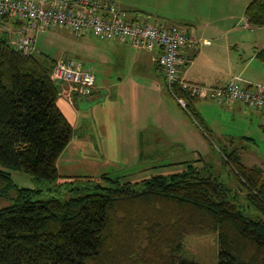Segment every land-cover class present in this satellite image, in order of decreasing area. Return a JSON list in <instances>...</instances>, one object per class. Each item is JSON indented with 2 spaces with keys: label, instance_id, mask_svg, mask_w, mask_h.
Instances as JSON below:
<instances>
[{
  "label": "trees",
  "instance_id": "16d2710c",
  "mask_svg": "<svg viewBox=\"0 0 264 264\" xmlns=\"http://www.w3.org/2000/svg\"><path fill=\"white\" fill-rule=\"evenodd\" d=\"M245 17L264 28V0L251 1ZM13 40L0 36V202L8 203L0 264H198L178 253L186 237L213 233L217 264H264V173L244 166L236 150L222 151L223 161L247 190V209L218 176L191 167L138 183L109 174L100 177L105 185L62 181L57 163L74 128L57 104L56 61L23 56ZM256 57L264 64V49ZM187 112L195 119L189 103ZM17 171L47 188L20 187Z\"/></svg>",
  "mask_w": 264,
  "mask_h": 264
},
{
  "label": "rangeland",
  "instance_id": "374dc122",
  "mask_svg": "<svg viewBox=\"0 0 264 264\" xmlns=\"http://www.w3.org/2000/svg\"><path fill=\"white\" fill-rule=\"evenodd\" d=\"M109 1L126 11L129 19L142 23H144L147 17L145 13L140 12L138 7L149 4L154 5V9L156 10L155 15L153 19L147 22L152 25L157 24V26H184L191 22L195 24L208 21H226L230 25L232 23L237 24L241 32L236 33L235 36L243 40L251 39L254 32L258 29L255 28L253 31H250L243 28V25L247 23L245 10L253 0ZM47 32L57 33L63 37L70 38L72 42L78 43V45L75 44L74 46L68 41L52 37L49 40L47 51L45 45L41 42L42 37L39 34L36 40L37 53L50 54L54 57L56 53H62L63 55L67 54L70 59L84 62L86 68L92 70L96 76L97 87L103 88L101 92L106 91L108 93V90L105 88H110L112 96L117 95L116 98L109 96L105 101L98 103L90 111L82 114L80 124L74 131L70 146L66 149L61 159V175L98 177L93 178V183L105 185L103 179L101 181L99 177L109 174L112 177L122 178L123 183H138L153 176L154 173L149 172L156 167L167 166L173 162L197 160L198 156L192 152V149L183 154L171 151L170 153L172 154L165 157L155 156V158H149L150 156L146 154L143 161L139 160L137 143L134 138H138V133L145 130V125L149 127L151 120L139 126V121L136 122L134 112L136 110L143 111L145 101L142 96H149L150 91H142L140 93L141 97H138L135 78L137 71L141 72L149 68V63L151 64V62L148 59V53L140 52L142 57L136 56L134 53L138 52L130 48V46L119 44L115 40H107L95 36L77 39L67 29L52 28ZM0 34L2 36L7 34V32L2 30ZM46 36L44 35V37ZM231 38L232 36L228 37V39ZM237 53L245 56L248 55V51L245 52L242 46ZM108 55H110V59H108ZM117 83L122 84L119 87H112ZM170 97L166 96V99H168L170 107L172 106L173 114L180 116L178 111L179 106L177 107L175 102L169 100ZM172 97L171 99H173ZM213 101H205L198 104L201 115L212 130L210 134L206 133L200 123L191 116L187 115L186 118L190 122H193L199 135H207L206 153L215 161L213 166L215 171L211 167L209 170L213 172L214 176H218L222 182L230 187L232 195L247 209V190L225 166L222 151L232 141L235 143V147L249 146L246 153H252L256 161L249 154L245 153L246 155L242 159L243 163L245 165L262 164L264 166V131L257 133L254 137L251 136L254 141L252 144L257 147V149H254L253 145H248L247 141L241 139L243 135L249 136L248 130L250 126L245 122H240L242 119H236L235 121L231 119L225 111L227 107L219 106L220 104ZM200 106L202 107L200 108ZM151 132H155V130ZM148 134L149 131L143 134V144L147 142ZM228 135H231L232 139ZM157 150L163 152L165 148L161 144ZM83 159L84 161H82ZM183 169L184 166L182 168L176 167L168 174L181 172ZM13 178L22 188H47L44 184H38L33 178L21 171L13 172ZM78 183H86V181ZM49 194L47 193V196ZM52 196H56V194L54 193ZM7 204L6 201L0 202V208ZM248 213L250 215L254 214L252 209ZM145 245V242H143L142 247H145ZM218 250L217 234L213 233L205 236L186 237L178 255L198 264H217Z\"/></svg>",
  "mask_w": 264,
  "mask_h": 264
},
{
  "label": "crops",
  "instance_id": "0c3cea01",
  "mask_svg": "<svg viewBox=\"0 0 264 264\" xmlns=\"http://www.w3.org/2000/svg\"><path fill=\"white\" fill-rule=\"evenodd\" d=\"M154 5H143L142 7H138L140 12L145 13L147 17L144 23L149 24V20L153 19L155 15ZM246 18V17H245ZM133 20V19H130ZM137 21V20H133ZM148 21V22H147ZM140 22V21H139ZM20 27H14L11 21L8 23L9 27L12 28L13 31L17 29L23 28L26 24L20 21ZM181 24V23H180ZM154 25V24H153ZM157 25V24H156ZM161 26V25H160ZM173 26V25H171ZM177 26V25H175ZM169 27V26H166ZM188 34L193 35L198 41L197 49H187L183 52V58L185 59L184 65L181 68V77L187 81H191L194 83L202 84L205 86H225L229 82L233 80H241V84L244 86H250L254 84H263L264 85V64L258 61L257 53L264 49V28L257 29L254 32L253 37L251 39L243 40L240 37H236L235 34L239 31L237 24L232 23L231 25L226 21H208V22H199L186 24L184 26H179ZM24 29V28H23ZM52 28H29L27 29V34L31 37L36 38L40 34L41 42L45 45V48L48 51L49 40L54 37V39L68 41L75 44L71 41L70 38L63 37L58 35L57 33L47 32ZM61 29V28H59ZM65 30V29H64ZM68 31V30H67ZM70 32V31H69ZM75 38H77L72 32H70ZM44 35H47L44 37ZM49 35V36H48ZM91 36V35H90ZM229 36H232L231 39H228ZM88 37V36H86ZM84 38V37H82ZM77 38V39H82ZM99 38V37H98ZM117 41V40H115ZM119 44L130 46L133 50H136L138 53H134L136 56H141L140 52H145L149 54V68L144 69V71L138 72L136 75L135 83L137 84L138 97L142 91H150L149 96H142L145 103L143 105V111L139 110L135 111L136 122L139 121V126L142 123L146 124L151 120V124L149 127L144 126V131H140L138 133V138H134L137 143V150L139 153V160L143 161L145 155L151 157H165L166 155H170L172 152H180L181 154L185 153L188 150L192 149V152L196 153L198 158L194 161H181V162H173L169 163L167 166H159L160 168H154L152 171H148L149 173H154L155 175H163L168 176L170 171L174 170L176 167L182 168L184 166V170L188 167H191L197 172L206 175H213V172L209 170L211 167L214 170L213 166L215 161L212 157H209L208 153H206L207 148L206 144L208 142L207 135H199L195 125L193 122H190L186 117L190 116L185 108H183L176 99L172 97L168 88L165 85V78L160 71L158 65L156 64V59L159 57L160 49L155 48L153 50H145V49H134L129 43L117 41ZM241 46L244 47V51H248V55H241L237 53ZM121 47V46H118ZM40 54V53H38ZM50 56L54 61L60 60H68L70 59L67 54L56 53V56ZM247 57V58H245ZM110 55H108V59H110ZM138 58V57H137ZM139 59V58H138ZM96 77V76H95ZM123 82V81H122ZM122 83H117L112 87H119ZM60 89V97L57 102L58 107L67 118L69 123L73 126L74 131L77 126L80 124V120L82 114L90 111L92 108L88 110H79L76 106L77 96L75 92L71 89L70 85L67 83H59ZM103 88L97 87V79L95 86L93 88L94 94L91 97H97ZM108 90V93L105 96V100L112 96L110 88H105ZM100 90V92H99ZM166 96H171L169 100L175 102L178 107L179 115H174L172 111V106L170 107V103ZM113 98H116L117 95H113ZM125 98V97H124ZM120 100V98H118ZM104 100V101H105ZM212 101L210 98H201L197 100H190L188 103L190 104V108L194 113L195 119L198 123H200L201 127L206 133H211L212 130L207 124L205 118L201 115L198 104ZM214 102V101H213ZM219 106L227 107L229 110H225L231 119L234 121L236 119H242L240 122L247 123L250 128L248 130L249 136H242L241 139H244L248 142V145L254 142L251 136H256L257 133L264 131V113L260 112L257 109L248 107L242 103H229V104H220ZM202 106H200L201 108ZM201 122H200V121ZM194 125V126H193ZM204 126V127H203ZM154 127V128H153ZM155 130V132H151ZM262 130V131H261ZM149 131L148 139L145 144L142 142L143 134ZM203 136V137H202ZM231 139L232 136L228 135ZM227 136V137H228ZM237 137V136H234ZM164 146L165 150L163 152L161 150H157L161 144ZM70 146V144H69ZM68 146V147H69ZM67 147V148H68ZM227 147V148H226ZM226 151L236 150L241 162L244 166L248 168H260L264 170V166L261 164L254 165H245L242 161L243 156L249 154L254 161L256 158L253 157L252 153L248 152L249 146H239L235 147V143L232 141L228 145H226ZM66 148V149H67ZM254 149H257L255 145H253ZM224 149V150H225ZM66 151V150H65ZM60 156L57 167L60 177L62 181H72L78 177L82 176H71V175H61V159L65 153ZM246 153V154H245ZM223 156V154H222ZM72 160V159H71ZM84 161V159L82 160ZM224 162V161H223ZM254 163V162H253ZM217 164V163H216ZM224 164V163H223ZM229 171L230 167L225 165ZM181 171V172H182ZM180 172V171H179ZM175 172V173H179ZM168 174V175H166ZM174 174V173H172ZM90 178H98L91 177ZM100 178V177H99ZM150 178V177H149Z\"/></svg>",
  "mask_w": 264,
  "mask_h": 264
},
{
  "label": "built area",
  "instance_id": "2783aa9c",
  "mask_svg": "<svg viewBox=\"0 0 264 264\" xmlns=\"http://www.w3.org/2000/svg\"><path fill=\"white\" fill-rule=\"evenodd\" d=\"M5 19L26 25L13 31ZM246 30L255 28L248 18ZM61 28L77 38L95 36L129 43L134 49H160L156 59L166 86L177 102L187 110L188 100L210 98L218 104L242 103L264 113V85L244 86L233 80L225 86H205L181 77L185 59L183 52L197 49L198 41L179 26H157L130 20L126 11L109 0H0V33L14 36L13 47L23 56L37 53L36 38L27 34L29 28ZM1 35V34H0ZM52 77L70 85L76 96H92L96 77L85 63L75 59L57 61ZM180 90L182 96L175 92Z\"/></svg>",
  "mask_w": 264,
  "mask_h": 264
},
{
  "label": "water",
  "instance_id": "95a60500",
  "mask_svg": "<svg viewBox=\"0 0 264 264\" xmlns=\"http://www.w3.org/2000/svg\"><path fill=\"white\" fill-rule=\"evenodd\" d=\"M106 91H102L97 97L77 96L76 106L79 110H88L105 100Z\"/></svg>",
  "mask_w": 264,
  "mask_h": 264
},
{
  "label": "bare ground",
  "instance_id": "6f19581e",
  "mask_svg": "<svg viewBox=\"0 0 264 264\" xmlns=\"http://www.w3.org/2000/svg\"><path fill=\"white\" fill-rule=\"evenodd\" d=\"M93 94H94V92H93ZM93 96V95H92Z\"/></svg>",
  "mask_w": 264,
  "mask_h": 264
}]
</instances>
